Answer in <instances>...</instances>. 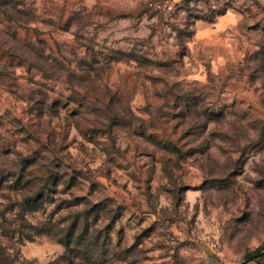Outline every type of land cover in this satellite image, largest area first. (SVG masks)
Here are the masks:
<instances>
[{"label": "rangeland", "instance_id": "rangeland-1", "mask_svg": "<svg viewBox=\"0 0 264 264\" xmlns=\"http://www.w3.org/2000/svg\"><path fill=\"white\" fill-rule=\"evenodd\" d=\"M218 6L0 0V163L75 175L50 173L45 209L24 218L0 188L10 261L66 264L35 229L77 197L105 242L93 264H239L259 247L264 264V0Z\"/></svg>", "mask_w": 264, "mask_h": 264}, {"label": "trees", "instance_id": "trees-1", "mask_svg": "<svg viewBox=\"0 0 264 264\" xmlns=\"http://www.w3.org/2000/svg\"><path fill=\"white\" fill-rule=\"evenodd\" d=\"M218 1L221 0H208L213 14H223V12L219 11ZM63 166L65 165L60 159L39 164H36V161L26 159L7 162L6 164L0 163V188L6 187L17 190L21 195L20 201L10 202L9 208L12 209L17 204L19 208L18 215L21 218H24L27 212L31 214L44 210V206L46 205L44 197L49 195V186L46 184L48 175L50 173L55 175L53 185L62 183L71 186L75 178L73 171L67 177L68 173L64 171L65 168ZM54 170H56L55 173H53ZM8 198L11 201L12 198ZM72 199L73 201H69L66 205H62L61 202L56 206L57 210H68L67 216H62L60 218L62 220L56 224L50 221L52 218V215H50V218L48 217V220L43 222L39 227H36L35 230L37 234L38 232H42V234L49 235L48 232H52V236H54L57 242L65 247L63 258L66 264H93L92 262L95 260V253L93 252L97 250L101 251L105 245L104 241L100 242V231H91L92 222L90 218L94 212V205L90 203V200L85 198L81 201L83 202V207L71 210V208L77 207L80 204V200L77 197H73ZM31 227L34 229L33 224H31ZM35 235L36 233L28 234V239H32ZM261 249L259 247L255 252H261ZM261 256L262 254L253 258L252 261H257ZM1 260H5L6 264H14L12 260L8 259V255H4L2 252H0Z\"/></svg>", "mask_w": 264, "mask_h": 264}, {"label": "built area", "instance_id": "built-area-1", "mask_svg": "<svg viewBox=\"0 0 264 264\" xmlns=\"http://www.w3.org/2000/svg\"><path fill=\"white\" fill-rule=\"evenodd\" d=\"M136 1L143 4L153 14H169L175 11L180 3V0H136Z\"/></svg>", "mask_w": 264, "mask_h": 264}, {"label": "crops", "instance_id": "crops-1", "mask_svg": "<svg viewBox=\"0 0 264 264\" xmlns=\"http://www.w3.org/2000/svg\"><path fill=\"white\" fill-rule=\"evenodd\" d=\"M95 2H105V1H110V2H112V1H119V2H127L128 0H94ZM198 3H200L201 1H204V0H196ZM181 4V0H180V3H179V5ZM178 5V6H179ZM148 12H149V10H148ZM149 13H151V12H149ZM171 13H174V11L173 12H171ZM171 13H169V14H171ZM152 14V13H151ZM168 14V15H169ZM164 15V14H163ZM142 16H147L145 13H144V15L142 14ZM222 17H224V16H222ZM145 18V17H144ZM142 20L144 21L145 19H143V17H142ZM141 20V22H143ZM174 23H176V25H180L179 24V22L177 21V20H173V19H171ZM145 22H147V21H145ZM207 264H230V263H227V262H225V263H223L222 262V260H220L218 257H216V256H214V255H210L208 258H207ZM246 264H257L255 261H248V262H246Z\"/></svg>", "mask_w": 264, "mask_h": 264}, {"label": "water", "instance_id": "water-1", "mask_svg": "<svg viewBox=\"0 0 264 264\" xmlns=\"http://www.w3.org/2000/svg\"><path fill=\"white\" fill-rule=\"evenodd\" d=\"M260 254H262V251L261 252H255V253L245 257L239 264H244L248 261H251L253 258L259 256Z\"/></svg>", "mask_w": 264, "mask_h": 264}]
</instances>
